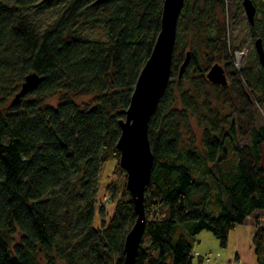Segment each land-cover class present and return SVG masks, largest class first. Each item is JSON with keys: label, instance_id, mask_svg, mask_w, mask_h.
<instances>
[{"label": "trees", "instance_id": "trees-1", "mask_svg": "<svg viewBox=\"0 0 264 264\" xmlns=\"http://www.w3.org/2000/svg\"><path fill=\"white\" fill-rule=\"evenodd\" d=\"M98 1L0 0V264L124 262L133 198L124 187L110 222L97 228L99 185L121 157L120 122L162 31L165 0ZM252 2L258 17L249 29L264 47V0ZM183 6L170 85L149 126L154 166L136 264H206L194 250L200 233L226 248L248 220L264 264V125L254 114L255 103L264 106V66L254 52L236 69L218 17L226 0ZM50 10L45 24L38 15ZM217 58L227 61V87L207 79ZM30 74L45 80L14 105ZM83 97L92 100L82 107ZM219 98L233 118L215 108ZM236 116L249 118L247 131Z\"/></svg>", "mask_w": 264, "mask_h": 264}, {"label": "water", "instance_id": "water-1", "mask_svg": "<svg viewBox=\"0 0 264 264\" xmlns=\"http://www.w3.org/2000/svg\"><path fill=\"white\" fill-rule=\"evenodd\" d=\"M109 0H99L96 4ZM185 0H165L162 31L147 65L141 72L136 84L131 104L125 112L126 119L120 122L122 135L117 149L121 153L120 164L128 175L127 190L133 198L137 221L132 231L126 237L123 264H136L142 238L146 228V190L152 179L154 153L149 140V126L161 98L166 93L172 77L174 49L177 43L178 23L184 8ZM245 14L250 25H254L257 17V7L252 0H244ZM258 58L264 66L263 40L258 38L255 43ZM191 53H188L180 70V77L190 63ZM207 79L214 85L227 87L229 84L224 68L216 63L210 69ZM38 74H30L14 99V105L20 103L27 94L35 91L44 81Z\"/></svg>", "mask_w": 264, "mask_h": 264}, {"label": "rangeland", "instance_id": "rangeland-1", "mask_svg": "<svg viewBox=\"0 0 264 264\" xmlns=\"http://www.w3.org/2000/svg\"><path fill=\"white\" fill-rule=\"evenodd\" d=\"M227 8H226V14L223 15V13H219L218 17L222 24H226L228 27V33H227V43L230 48V55H234L237 53L242 54L241 61L242 65L245 66L249 60V57L256 52V47L253 36H251V32L249 29V20L247 14H245V9L243 6V1L241 0H226ZM40 17L41 21L46 24V22L51 21L55 14L52 10L48 11L46 14H40L38 15ZM258 17V14H257ZM189 43L193 41V35H189ZM188 43V45H189ZM187 50H189V46L187 47ZM237 51V53H236ZM236 57V55H234ZM217 62L219 63L224 70L226 71V62H223V60H219L217 58ZM260 62V61H259ZM227 73V71H226ZM229 81V79H228ZM178 91V90H177ZM218 98V97H217ZM252 99H254V96H251ZM221 101H215L214 104L215 108L217 109V106H219L218 110L222 111V115H233L234 114V108L232 105L227 102L226 104H223L224 98H219ZM90 98L83 97L82 99L78 100V104L80 106H85L91 103ZM56 101V100H55ZM55 101H52V103H55ZM57 103V102H56ZM254 114L258 121V125H264V106H259L255 103L254 107ZM235 116V115H233ZM233 116H231L233 118ZM249 119V118H248ZM248 119L244 120L240 116H236V122L242 123V125L245 126L244 131H247L246 127L248 126ZM191 125V128L194 129V131L197 132V135L199 136L198 132L199 127L197 120H193ZM185 133V139L188 140L189 136L187 135L188 129L184 131ZM239 142H241L243 145H247L250 142V139L246 135L240 136ZM264 158V157H263ZM120 158L111 159L108 164H106V167L104 168L102 174H101V182H100V193H99V203L97 206V217H96V223L95 226L97 228H100L104 225L105 221L107 223L110 222V218L113 217L115 213V204L120 201L123 198V191L124 187L127 188V180L128 175L127 173H123L120 171ZM264 165V162H263ZM122 168V167H121ZM123 169V168H122ZM125 171V170H124ZM104 209V213L102 210ZM252 225V220L248 221L246 225ZM262 225L264 226V220L262 222ZM255 226V225H254ZM257 228V227H256ZM198 241L195 243V253H197L196 258L200 257L201 255L205 258L204 261H206V264H232L233 261L226 263V257L229 255L230 251L232 249L229 248H222L220 246V241L210 232L204 231L200 233V235L197 237Z\"/></svg>", "mask_w": 264, "mask_h": 264}, {"label": "crops", "instance_id": "crops-1", "mask_svg": "<svg viewBox=\"0 0 264 264\" xmlns=\"http://www.w3.org/2000/svg\"><path fill=\"white\" fill-rule=\"evenodd\" d=\"M247 222L230 234L227 248L232 250H229L230 253L226 257V263H228V261H233L234 263L232 264H259L256 248L253 244L257 228L253 221L252 225H246ZM195 255H197V253H195Z\"/></svg>", "mask_w": 264, "mask_h": 264}, {"label": "built area", "instance_id": "built-area-1", "mask_svg": "<svg viewBox=\"0 0 264 264\" xmlns=\"http://www.w3.org/2000/svg\"><path fill=\"white\" fill-rule=\"evenodd\" d=\"M237 53V52H236ZM236 55V57H234V59H235V61H234V65H235V67H236V69L237 70H241L242 69V67L243 66H241L242 65V59H241V56H242V54H240V53H237V54H235Z\"/></svg>", "mask_w": 264, "mask_h": 264}]
</instances>
